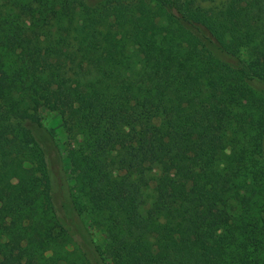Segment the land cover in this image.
Wrapping results in <instances>:
<instances>
[{
  "label": "trees",
  "instance_id": "trees-1",
  "mask_svg": "<svg viewBox=\"0 0 264 264\" xmlns=\"http://www.w3.org/2000/svg\"><path fill=\"white\" fill-rule=\"evenodd\" d=\"M254 80L264 0H0V264H264Z\"/></svg>",
  "mask_w": 264,
  "mask_h": 264
},
{
  "label": "rangeland",
  "instance_id": "rangeland-1",
  "mask_svg": "<svg viewBox=\"0 0 264 264\" xmlns=\"http://www.w3.org/2000/svg\"><path fill=\"white\" fill-rule=\"evenodd\" d=\"M102 2L103 0H87V3L91 6H99L102 4ZM249 85L264 99V82L259 80H254L251 81ZM22 115L24 116L23 121H26L28 118L27 112H23ZM40 117H41L42 125L51 133L52 137L57 142L60 151L63 153V155H66V148L69 143L67 139V134L64 129V121L62 116L57 112H52L50 110L45 109L40 113ZM24 142L27 145H30L32 142L31 135H29L27 132L24 134ZM27 166H30V164H27ZM66 169H67V175H65L66 181L68 183H71L73 186V174H72V170L67 166V162H66ZM53 185H54V189L56 190L58 188L57 184L53 183ZM146 196H147V204L149 205L153 201L155 196L154 183L146 190ZM91 233L96 243L103 248L106 243V237L103 231L97 228H92Z\"/></svg>",
  "mask_w": 264,
  "mask_h": 264
}]
</instances>
